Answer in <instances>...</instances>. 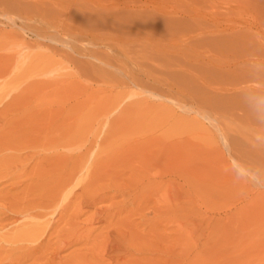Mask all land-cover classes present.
I'll return each mask as SVG.
<instances>
[{"label": "rangeland", "instance_id": "374dc122", "mask_svg": "<svg viewBox=\"0 0 264 264\" xmlns=\"http://www.w3.org/2000/svg\"><path fill=\"white\" fill-rule=\"evenodd\" d=\"M0 144V264H264V0H0Z\"/></svg>", "mask_w": 264, "mask_h": 264}, {"label": "bare ground", "instance_id": "6f19581e", "mask_svg": "<svg viewBox=\"0 0 264 264\" xmlns=\"http://www.w3.org/2000/svg\"><path fill=\"white\" fill-rule=\"evenodd\" d=\"M29 102H30V101H29ZM1 112H2V111H1ZM11 135H12V134H11ZM15 136H16V135H15ZM10 138H11V137H10ZM0 145H1V144H0ZM14 147H15V146H14ZM16 148H17V147H16ZM18 148H19V147H18ZM3 149H4V148H3ZM12 149H13V148H12ZM5 150H6V149H5ZM16 150H17V149H16ZM7 154H8V153H7ZM15 154H16V153H15ZM9 155H10V154H9ZM19 158H20V157H19ZM19 158H18V160H19ZM8 159L10 160V158H8ZM8 159H7V160H8ZM11 159H12V158H11ZM14 160H15V158H14ZM14 160H13V161H14ZM5 163H6V162H5ZM17 163H19V162H17ZM7 164H8V163H7ZM7 164H6V166H7ZM8 165H10V164H8ZM18 165H19V164H18ZM10 166H11V165H10ZM7 167H8V166H7ZM13 167H15V166H13ZM14 172H15V171H14ZM6 173H7V172H6ZM6 173H1V174H3V175H1V176L3 177L4 174H5V176L7 177V176H8V173H7V175H6ZM11 173H12V172H11ZM11 176H13V175H11ZM2 177H0V178H2ZM2 180H3V179H2ZM8 185H9V184H8ZM8 191H9V190H8ZM0 195H1V194H0ZM14 195H15V194H14ZM1 196H3V195H1ZM17 196H18V195H17ZM6 197H8V196H5V200L7 199ZM9 199H11L10 196H9ZM9 199L6 200V201H9ZM45 199H47V198H45ZM0 200H4V198L2 197V198H0ZM11 201H13V200H11ZM11 201H9V202H11ZM16 201H17V200H16ZM16 201H15V203H17ZM1 203H2V201H1ZM3 203H4V202H3ZM6 203H8V202H5V204H6ZM11 203H12V202H11ZM15 203H14V204H15ZM47 203H48V202H47ZM45 204H46V203H45ZM0 205H4V204H0ZM6 207H7V206H6ZM0 208H2V207H0ZM7 208H9V207H7ZM3 209H4L3 211L6 212V214H7V212H9V210H11V209L8 210V209H6V208H3ZM15 210H16V209H15ZM23 210H24V209H23ZM21 211H22V210H21ZM18 212H19L18 214H20V211H18ZM24 212H25V211H24ZM24 212H21V213L24 214ZM26 213H28V211H27ZM26 213H25V214H26ZM46 213H47V212H46ZM46 213H45V216H46ZM18 214L15 212V215H18ZM29 214H30V213H29ZM42 214L44 215V213H42ZM0 216H1V215H0ZM20 216H22V215H20ZM20 216H19V217H20ZM23 216H24V215H23ZM26 217H27V215H26ZM26 217H25V218H26ZM16 218H17V217H16ZM16 218H15V219H16ZM23 219H24V218H23ZM20 220H21V218H20ZM26 220H28V219H26ZM18 221H19V219H18ZM21 236H22V235H21ZM16 238H17V237H15L14 239H16ZM17 240H19V238H17Z\"/></svg>", "mask_w": 264, "mask_h": 264}]
</instances>
